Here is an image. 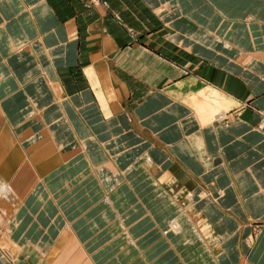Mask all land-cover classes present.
<instances>
[{
  "label": "crops",
  "instance_id": "0c3cea01",
  "mask_svg": "<svg viewBox=\"0 0 264 264\" xmlns=\"http://www.w3.org/2000/svg\"><path fill=\"white\" fill-rule=\"evenodd\" d=\"M208 1L0 0V264H264V0Z\"/></svg>",
  "mask_w": 264,
  "mask_h": 264
},
{
  "label": "rangeland",
  "instance_id": "374dc122",
  "mask_svg": "<svg viewBox=\"0 0 264 264\" xmlns=\"http://www.w3.org/2000/svg\"><path fill=\"white\" fill-rule=\"evenodd\" d=\"M212 1L213 0H209L208 2H209V4H206V6L207 5H211V3H212ZM243 1H245V0H241V2H240V6H241V8L242 9H246L247 8V6L245 5V2H243ZM246 2H247V0H246ZM256 8H258V10L256 9ZM259 8H261V5L258 3L256 6H255V9L257 10V13H260V12H264V8L263 9H259ZM244 19H247V17H245ZM250 106V105H249ZM2 115V114H1ZM40 117H41V115H40ZM223 117V115H220V118L219 119H221ZM222 121H224V120H222ZM259 129H264V117L260 120V122H259ZM42 136H43V138H42ZM42 136H40V138H41V140H39L38 138H36V140L34 139V146H33V149H34V152H36V151H38V150H41V149H39V148H41L43 145H45V144H42V143H50V141H47L48 139H50V137H51V133H50V136L48 135V134H45V135H42ZM43 141V142H42ZM38 144V145H37ZM35 147V148H34ZM48 147V146H47ZM50 151L51 150H54L55 151V149H56V147L54 146V145H50ZM44 152L45 153H47L46 152V150H44ZM190 195V193L187 195V196H189ZM186 196V197H187ZM186 197L185 198H183V196H182V198H172L173 199V202L174 203H176V204H178L179 206H180V208H178L175 212H174V214H172V215H169L168 216V221H167V225L166 226H164L162 229H163V231H165L164 233H165V235H166V233H167V235L168 236H181V237H184V235L183 234H185L186 232H191V230H188L187 228H186V222H187V224L189 223L190 224V220L188 221H184L183 219H185L186 217H187V214H186V212L187 211H189V207H191L192 208V206H190V205H186L185 206V200H186ZM190 198V197H189ZM189 198L187 199V201L189 200ZM103 199H104V201L105 202H108L109 201V198L108 197H106V196H104L103 197ZM184 201V203L182 204V202ZM185 206V207H184ZM186 214V215H185ZM175 221H178L177 222V225L175 224ZM191 226V225H190ZM197 226L198 225H196V224H193V226L192 227H196L197 228ZM195 234H196V232H195Z\"/></svg>",
  "mask_w": 264,
  "mask_h": 264
},
{
  "label": "bare ground",
  "instance_id": "6f19581e",
  "mask_svg": "<svg viewBox=\"0 0 264 264\" xmlns=\"http://www.w3.org/2000/svg\"><path fill=\"white\" fill-rule=\"evenodd\" d=\"M91 3H99V2H101V0H89ZM50 134V133H49ZM43 142V141H42ZM38 145V144H37ZM35 148V147H34ZM39 151V150H38ZM18 154V153H17ZM10 156V155H9ZM20 157V156H19ZM11 163V162H10ZM8 166V165H7ZM45 166H47V163H45ZM48 168V167H47ZM36 173V172H35ZM40 180V177H38L37 175H33L32 176V182H30V184H31V186L34 184L35 185V182L36 181H39ZM30 186V187H31ZM32 188V187H31ZM19 189V188H18ZM177 205V204H176ZM175 205V206H176ZM178 208V207H177ZM189 208H191V207H189ZM188 213L191 215V217H192V219H194V220H196V221H200L201 220V216H198V215H195L194 213H193V211L192 210H190V211H188ZM187 214V213H186ZM189 221V220H188ZM177 222L178 221H175V224L177 225ZM189 224V223H188ZM202 225H204V224H202ZM200 230H199V229ZM198 228H196V231H197V229H198V231L200 232V233H204V234H206V235H210V227H208L207 225L205 226V228L206 229H204V228H202L201 226H200V223L198 224ZM70 230V229H69ZM68 230V231H69ZM213 231V230H212ZM69 232H71V231H69ZM70 234V233H69ZM66 235V234H65ZM196 235H198V237H200L199 235V233L198 232H196ZM74 236L72 235V237H67V238H69L68 240H67V238H66V243H67V246L68 245H70V248H72L73 250H75V249H77V247H79L81 244H80V242L79 241H77V240H75V238H73ZM208 237V236H207ZM215 239V238H214ZM69 241V242H68ZM211 241V240H210ZM69 243V244H68ZM215 246H216V244H214ZM66 247V246H65ZM213 253V252H212ZM79 254L81 255V254H83L82 253V249L80 248L79 249ZM50 255V254H49ZM65 257V256H64ZM49 258H51V255H50V257ZM55 259V258H54ZM54 259H52V261L54 260ZM84 258H82V257H79V261H77V260H74L73 262H74V264H90V263H87V262H85V260H83ZM51 261V262H52ZM52 263H54V262H52ZM59 264V263H58Z\"/></svg>",
  "mask_w": 264,
  "mask_h": 264
}]
</instances>
